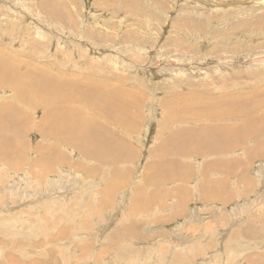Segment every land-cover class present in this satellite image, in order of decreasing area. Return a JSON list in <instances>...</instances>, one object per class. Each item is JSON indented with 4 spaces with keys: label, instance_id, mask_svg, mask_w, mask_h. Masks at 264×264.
I'll return each mask as SVG.
<instances>
[{
    "label": "rangeland",
    "instance_id": "374dc122",
    "mask_svg": "<svg viewBox=\"0 0 264 264\" xmlns=\"http://www.w3.org/2000/svg\"><path fill=\"white\" fill-rule=\"evenodd\" d=\"M262 20L264 0H0V55L16 75L0 82V264H264V128L244 126L264 123ZM115 80L145 95L130 103ZM86 119L101 130L88 143L62 123ZM231 124L252 135L223 147L210 127ZM174 131L222 149L185 134L187 182L153 183Z\"/></svg>",
    "mask_w": 264,
    "mask_h": 264
},
{
    "label": "bare ground",
    "instance_id": "6f19581e",
    "mask_svg": "<svg viewBox=\"0 0 264 264\" xmlns=\"http://www.w3.org/2000/svg\"><path fill=\"white\" fill-rule=\"evenodd\" d=\"M247 19V18H246ZM240 25H243V28L244 29H246L248 26H249V24H248V19L246 20V21H244L243 23H241ZM261 27H264V20H262V22H261ZM260 27V28H261ZM222 32H225V31H222ZM97 52V51H96ZM93 53V52H92ZM98 57V56H97ZM16 60V61H15ZM5 63H6V59H5V57H3V56H1L0 55V82H8V81H13V79H14V77H16V75L14 74V70H15V68H13V73H12V71H9V72H7L6 70H4V67H5ZM23 63L25 64V66L26 67H28V68H33V69H46L45 67H43V66H39V67H31L29 64H27L26 62H24L23 61ZM22 63V61L21 60H17V59H15V58H13V62H12V64H15V65H24ZM112 65V64H111ZM227 71V70H226ZM214 74H216V73H214ZM4 76V77H3ZM6 78V79H5ZM8 79V80H7ZM171 81V80H170ZM121 82V81H120ZM121 83H123V82H121ZM149 87V86H148ZM94 88H97V89H99L100 90V93L101 92H106V88H104L100 83H95L94 84ZM155 88V87H154ZM153 89V88H152ZM156 90V89H155ZM131 92H127L126 93V96H129V98H131V99H134V100H136V98H135V95L137 96V90L136 91H132V90H130ZM152 92V91H151ZM70 93H72V92H70ZM69 93V94H70ZM120 94H123L122 92H119ZM139 95V94H138ZM153 95V94H152ZM141 96V95H140ZM140 96L138 97V98H140ZM105 98V96L104 95H101V96H98V97H95V99L97 100V101H101V100H103ZM172 101H175V96L173 95L172 96ZM138 101V100H137ZM164 102V104L163 105H165V107L163 106V108H164V113H165V115H164V117H165V119H169V115H170V112H169V109H168V106H169V100L168 99H166L165 101H163ZM155 103V102H154ZM114 110H117V111H119L120 110V108L118 107V106H115V105H113V104H111V110H110V113H112V112H114ZM123 111H124V113H127L126 112V110L125 109H123ZM3 117L5 118V119H7L8 121H11L10 120V117L8 116V115H3ZM13 117L15 118H17L18 117V112L16 111V110H14L13 109ZM133 117H134V119L135 120H139V118L140 117H138V115L135 113V114H133ZM264 117V116H263ZM257 119H258V117H253V116H251V117H249V118H247L246 119V121H245V123H244V126L245 127H248V126H252V125H255V126H257V127H261V128H264V123L263 124H258L257 123ZM24 120L26 121V122H28V121H31V118H24ZM87 120H89V119H86V121L85 120H82L83 121V124H82V127H88L89 128V130H88V132L86 133V131L81 127V126H79V125H77V124H75V123H73V122H67V123H65V122H62V123H64L65 124V126H72V128L73 127H75V128H77V138H81V140H85L86 141V143H88L89 142V138H88V135H89V133L91 132V131H101L97 126H95L94 124H90V122H87ZM264 122V121H263ZM13 123H17V120H15V119H13ZM130 124H132L133 125V123L132 122H129ZM48 125H53L54 126V128H55V125H56V122L55 121H50L49 120V124ZM237 125L238 124H231V125H227V126H211L210 128L215 132V133H217L220 137H222L223 139H225L226 141H227V143H225L224 145H223V147H230L231 145L232 146H235L236 145V142H237V140L238 139H240V138H242V137H245V136H251L252 135V132L251 131H249V130H242V131H238V128H237ZM68 133H69V135L71 136V138H73L74 137V132H71V130H69L68 131ZM101 138H103V139H105V137H104V135L101 137ZM193 138L196 140V142H194V144H195V148L196 149H199V148H201V147H206V148H209V149H222V148H218V145L216 144V143H214V142H212V141H209L208 139H207V135L205 136V135H202V136H200V135H197V134H193ZM164 141V140H163ZM169 145V146H168ZM172 147H174L173 148V150H170ZM153 149V148H152ZM4 150V149H3ZM2 150V151H3ZM200 150H202V149H200ZM158 151H160V153L162 154V152L164 153L163 155H161L162 156V158H165V154H167V153H169L168 155H175V132H173L169 137H167V138H165V141L164 142H162V146H161V148H160V150H158ZM1 152V151H0ZM154 153V152H153ZM156 154V153H155ZM151 155H153V154H151ZM9 159V158H8ZM157 159H158V157H157ZM160 160V159H159ZM50 160H45V159H36V161H33L32 162V164L31 165H37V164H43V163H48ZM149 163V162H148ZM154 164H156V167H155V169H153V175H151L150 176V174H148L147 175V180H149V181H151V182H154V179L156 178L155 176L156 175H159V174H167V173H175V164L171 161V159L168 157V158H166V159H162V161H160V162H157V163H154L153 162V164H151V165H153V166H155ZM48 166V165H47ZM41 167V166H40ZM45 167V166H44ZM51 167H52V165H51ZM44 169V168H43ZM149 169V168H148ZM148 169H146L147 171H148ZM45 170H47V169H45ZM33 171V170H32ZM36 171V170H35ZM147 171H145L144 173H149V172H147ZM44 172V171H43ZM39 173V172H38ZM144 176V175H143ZM148 176H150L149 178H148ZM145 177V176H144ZM165 177H167V176H165ZM164 177V178H165ZM173 179V178H172ZM109 181H111V178L110 179H108ZM170 181V180H169ZM150 182V183H151ZM149 183V184H150ZM95 184V183H94ZM93 184V185H94ZM139 184V183H138ZM147 184V183H146ZM146 184H144V185H146ZM165 184V183H164ZM92 185V186H93ZM151 185V184H150ZM91 188H93V187H91ZM118 188V186L117 185H115V184H109V185H107V190L108 191H112L113 192V190L115 191L116 189ZM147 188V187H146ZM104 189H106V187L104 188ZM106 191V190H105ZM116 192V191H115ZM174 192H175V188H174ZM104 192L102 191V193L101 194H103ZM168 193H170V192H168ZM104 194H106V193H104ZM115 194V193H114ZM136 194V193H135ZM110 195H111V193H110ZM113 195V194H112ZM141 195L139 194V193H137L136 194V197L135 198H133L134 199V201H133V203H132V206H131V209H134V207H136L137 206V204H138V201L139 200H141V197H140ZM160 197H162L161 195H159ZM158 196V197H159ZM96 197V196H95ZM107 197V196H106ZM114 197V196H113ZM140 197V198H139ZM109 199V198H108ZM96 201V200H95ZM94 201V202H95ZM109 201V200H108ZM145 200H143V202H144ZM93 202V203H94ZM143 202H142V204H143ZM96 203H97V201H96ZM96 203H95V205H96ZM100 204H107V202L103 199V201L102 202H99ZM140 203V202H139ZM102 204V205H103ZM142 204L140 203L139 205H141V206H137V207H143L142 206ZM160 205V204H159ZM104 206V205H103ZM116 213V212H115ZM129 215V214H128ZM170 217V216H169ZM158 219V218H157ZM128 226V225H127ZM193 227H195V226H193ZM192 227V228H193ZM179 240V239H178ZM179 242V241H178ZM233 247H235V246H233ZM209 249V248H208ZM106 250V249H105ZM104 250V251H105ZM258 255V254H257ZM154 256V255H153ZM257 257V256H256ZM262 257V256H261ZM260 257V258H261ZM240 258V257H239ZM238 258V259H239ZM258 258V257H257ZM136 259V258H135ZM219 259V258H218ZM237 259V260H238ZM251 259V258H250ZM262 259V258H261ZM152 260V259H151ZM196 260V259H195ZM236 260V259H235ZM137 261V260H136ZM194 261V260H193ZM118 262H119V260H118ZM116 263V262H115ZM120 264V263H119ZM246 264V263H245ZM257 264V263H256Z\"/></svg>",
    "mask_w": 264,
    "mask_h": 264
},
{
    "label": "crops",
    "instance_id": "0c3cea01",
    "mask_svg": "<svg viewBox=\"0 0 264 264\" xmlns=\"http://www.w3.org/2000/svg\"><path fill=\"white\" fill-rule=\"evenodd\" d=\"M115 82H119L120 84H121V87L119 88V89H117L116 90V92L118 93V95L117 96H122V94H120L119 92H122V93H127V92H131L128 88H126V87H124L123 86V83H121L120 81H117V80H115L113 83H115ZM140 95H142V96H144L145 94H143V92H140L139 91V96ZM113 101H115V102H117V103H126V102H123V101H121V100H119V99H114ZM135 100L134 99H131V98H129V102L130 103H132V102H134ZM106 107H107V104H106ZM136 109H137V107H135ZM125 109V108H124ZM168 109H169V112H170V110H174V109H172L171 107H169L168 106ZM109 110H111V105L109 106ZM133 110H135V109H133ZM113 113V112H112ZM112 113H110V114H112ZM137 114V113H136ZM138 115V114H137ZM129 116V114L128 113H124V111L122 112V117H128ZM173 116H175V111L173 112V113H170V115H169V119L165 122L167 125L169 124V121H170V118L171 117H173ZM138 117H139V115H138ZM125 124H127V122L125 123ZM166 124H165V126H166ZM124 126V125H123ZM126 131H128L129 129H128V125H126V129H125ZM175 132V131H174ZM173 133V132H172ZM171 133V134H172ZM171 134H169L168 135V137L171 135ZM191 135L192 136V132H189V131H187V132H176L175 133V155L177 156V157H179L178 159H180V158H190V157H193V155L194 154H192V155H188V152L187 153H185V151L184 150H188V149H193V147H192V143H189V141H190V136H186V135ZM193 137V136H192ZM167 138V137H166ZM194 141V140H193ZM124 145L126 146V148L127 149H129V147H128V145L126 144V143H124ZM121 146L122 145H119V147H120V149L122 150L123 148H121ZM173 148L174 147H172L170 150H173ZM194 151V150H193ZM171 155V154H170ZM175 155H174V157L173 158H171V161L175 164ZM132 157V155L130 156V158ZM130 158H128V159H130ZM112 159H114L113 157L111 158V160ZM182 160V159H181ZM178 161V160H177ZM191 169V167L189 166V164L188 163H186V166L183 168V169H181V170H179V169H175V173H167V174H159V175H161V177L162 178H164L165 176H167V177H169V176H174L175 177V179H178V180H181L182 182V184L184 183V182H187V180H188V176H190V174H191V171L190 172H185V169ZM207 171H208V169H206ZM158 175H156L155 177H157ZM144 177V176H143ZM205 180V179H204ZM111 181L112 182H116V181H119V182H121V184L120 185H122V186H124V179L123 178H120V180L118 179V178H111ZM153 183H155V179H154V182ZM202 184H204V191L206 192V194L204 195V198H210V200H218L219 198H217L214 194H213V190L212 191H209V189H208V187H207V184H206V182H201ZM105 188V187H104ZM181 189H176V192H178V191H180ZM141 192L142 191H139L138 193L141 195ZM160 193V191L159 192H155L154 194L152 193V192H150V194H149V196H147L146 197V203H145V208H147L148 207V204H150V203H152L154 200H155V198H157V195ZM133 210H135V209H131V211H133ZM96 211V210H95ZM144 211H146V210H144Z\"/></svg>",
    "mask_w": 264,
    "mask_h": 264
}]
</instances>
